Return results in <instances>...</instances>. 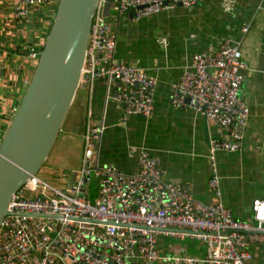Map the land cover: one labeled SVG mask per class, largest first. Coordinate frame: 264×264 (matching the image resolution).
I'll use <instances>...</instances> for the list:
<instances>
[{
    "label": "built area",
    "instance_id": "obj_1",
    "mask_svg": "<svg viewBox=\"0 0 264 264\" xmlns=\"http://www.w3.org/2000/svg\"><path fill=\"white\" fill-rule=\"evenodd\" d=\"M57 0H10L16 19L41 17ZM199 0H109L117 12L103 15L107 0H98L93 16L82 74L87 86L104 79L105 91L99 123L89 113L82 133L78 170L61 172L63 186L32 176L11 197L0 223V264H256L251 246L264 245V198L251 203V218L234 217L221 201L216 171L207 185L215 200L195 198L190 187L164 178L158 160L147 149L130 146L138 167L125 173L113 164H101L98 149L106 128L110 101L121 109V121L130 115L148 117L154 109L155 77L138 65L115 57L114 20L128 15L139 20L164 9L190 7ZM228 3H225L227 6ZM45 17L48 16V12ZM42 18V17H41ZM241 32L249 24L241 25ZM164 41V40H163ZM30 44L27 56L37 63L39 51ZM240 41L225 38L211 52H196L179 80L170 86L174 108H190L228 130L209 139V156L241 148L249 108L240 97L245 80ZM3 133L0 135V142ZM92 178L98 181L95 200L89 198ZM203 242V251L186 255L176 244L162 252V237Z\"/></svg>",
    "mask_w": 264,
    "mask_h": 264
},
{
    "label": "crops",
    "instance_id": "obj_2",
    "mask_svg": "<svg viewBox=\"0 0 264 264\" xmlns=\"http://www.w3.org/2000/svg\"><path fill=\"white\" fill-rule=\"evenodd\" d=\"M55 2L48 4V16ZM48 16L33 17L31 27L29 18L14 17L10 0H0L2 133L20 104L36 65L27 56L28 41L41 44ZM113 22L117 34L115 57L138 65L157 80L155 109L148 117L130 115L122 122L121 109L110 101L98 149L99 163L113 164L132 173L138 163L129 147L145 148L158 160L165 179L190 187L195 198L207 203L215 200L207 185L214 170L224 205L238 219L251 218L252 200L264 198V0H199L193 6L164 9L151 17L135 20L125 15ZM245 22L249 30L243 33L240 28ZM228 37L240 41L246 63L240 97L247 104L249 115L241 148L216 151L212 165L209 139L224 137L228 130L188 107L174 108L170 86L179 80L194 53L211 52ZM105 84L104 79L89 84L86 103L76 94L73 103L77 100L84 113L80 122H69L68 132L73 127V134L82 138L89 113L94 123H99ZM62 168L60 172L73 171L65 165ZM251 252L254 263L264 264L263 244H253Z\"/></svg>",
    "mask_w": 264,
    "mask_h": 264
},
{
    "label": "water",
    "instance_id": "obj_3",
    "mask_svg": "<svg viewBox=\"0 0 264 264\" xmlns=\"http://www.w3.org/2000/svg\"><path fill=\"white\" fill-rule=\"evenodd\" d=\"M97 4L58 0L30 81L0 142V223L11 197L47 159L79 89L87 87L82 68ZM109 8L107 0L104 16ZM28 18L32 27L33 17Z\"/></svg>",
    "mask_w": 264,
    "mask_h": 264
},
{
    "label": "rangeland",
    "instance_id": "obj_4",
    "mask_svg": "<svg viewBox=\"0 0 264 264\" xmlns=\"http://www.w3.org/2000/svg\"><path fill=\"white\" fill-rule=\"evenodd\" d=\"M44 14L45 13L43 12L41 16ZM114 15H117V12L114 9H111L110 15L106 17V19L111 21V18ZM43 39L44 38L41 39V44H43ZM77 96L79 100L86 103L88 98L86 88L79 89ZM83 113L84 109L83 107L79 106L77 100L70 105L55 143L47 159L37 173V176L40 179L47 181L54 186H63L64 184L61 183L60 172L63 169L62 166L65 165L68 167V169H72L73 171L80 168V153L83 140L77 134H73V127H71L70 132H68V127L70 121L77 120L80 122L83 117ZM78 126L80 127V123ZM1 134L2 132H0V135ZM88 193L91 201L95 200L98 193V181L96 178H92L89 182ZM162 239L164 240L161 244H159V249L164 253L172 251L176 244H179L181 248L184 249V253L186 255L199 254L203 251L204 247L202 241H197L190 238L181 240L167 236L165 238L162 237Z\"/></svg>",
    "mask_w": 264,
    "mask_h": 264
},
{
    "label": "trees",
    "instance_id": "obj_5",
    "mask_svg": "<svg viewBox=\"0 0 264 264\" xmlns=\"http://www.w3.org/2000/svg\"><path fill=\"white\" fill-rule=\"evenodd\" d=\"M57 3H58V0L55 2V5L53 6V10H52V13L50 14V16H48V25H47V28H46V31L45 33L47 32L48 30V27H49V23H50V20H51V16L52 14L56 11V8H57ZM29 44L33 43V41L29 40L28 41ZM36 49L39 51L42 49V44H39L38 46H36Z\"/></svg>",
    "mask_w": 264,
    "mask_h": 264
},
{
    "label": "bare ground",
    "instance_id": "obj_6",
    "mask_svg": "<svg viewBox=\"0 0 264 264\" xmlns=\"http://www.w3.org/2000/svg\"><path fill=\"white\" fill-rule=\"evenodd\" d=\"M33 176H35V175H33ZM26 182H27V183H32V176L29 177V178L26 180ZM26 182H25V183H26Z\"/></svg>",
    "mask_w": 264,
    "mask_h": 264
},
{
    "label": "clouds",
    "instance_id": "obj_7",
    "mask_svg": "<svg viewBox=\"0 0 264 264\" xmlns=\"http://www.w3.org/2000/svg\"><path fill=\"white\" fill-rule=\"evenodd\" d=\"M4 135V134H3ZM3 137V136H2Z\"/></svg>",
    "mask_w": 264,
    "mask_h": 264
}]
</instances>
